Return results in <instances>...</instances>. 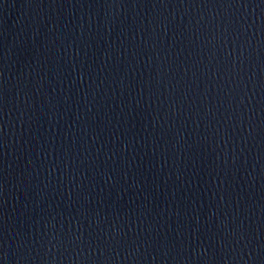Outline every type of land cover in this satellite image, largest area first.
Listing matches in <instances>:
<instances>
[{
  "label": "water",
  "instance_id": "1",
  "mask_svg": "<svg viewBox=\"0 0 264 264\" xmlns=\"http://www.w3.org/2000/svg\"><path fill=\"white\" fill-rule=\"evenodd\" d=\"M0 264H264V0H0Z\"/></svg>",
  "mask_w": 264,
  "mask_h": 264
}]
</instances>
